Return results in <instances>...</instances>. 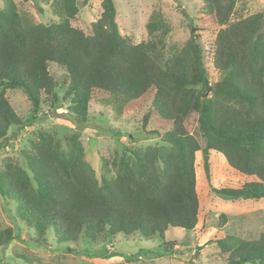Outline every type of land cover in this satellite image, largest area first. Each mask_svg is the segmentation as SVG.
<instances>
[{
	"label": "trees",
	"instance_id": "trees-1",
	"mask_svg": "<svg viewBox=\"0 0 264 264\" xmlns=\"http://www.w3.org/2000/svg\"><path fill=\"white\" fill-rule=\"evenodd\" d=\"M236 1L200 0L202 11L220 26L211 51L219 78L210 82L196 28L165 58L170 26L159 11L146 23L151 39L134 43L118 28L114 0H101L100 15L88 30L71 22L86 0H31L39 12L49 5L57 18L49 23L20 10L14 0H0V147L7 145L11 125L24 128L37 119L44 100L67 102L72 121L81 125L92 102L109 107L115 119L144 111L142 130L165 141L124 150L112 161L114 173L98 179L75 134L62 141L38 131L22 152L25 166L6 158L0 167V196L14 202L36 242L45 240L48 229L58 242L92 244L101 235L148 240L163 238L170 227L193 230L200 149L206 172L214 151L237 172L254 176L218 194L264 202V14L230 20ZM50 63L63 72L54 76ZM7 89L26 93L30 120L18 117ZM194 122L202 148L191 132ZM101 160L107 165L108 158ZM12 239L11 227L0 228V248ZM216 243L222 264H264V230L253 240L226 236Z\"/></svg>",
	"mask_w": 264,
	"mask_h": 264
},
{
	"label": "rangeland",
	"instance_id": "rangeland-1",
	"mask_svg": "<svg viewBox=\"0 0 264 264\" xmlns=\"http://www.w3.org/2000/svg\"><path fill=\"white\" fill-rule=\"evenodd\" d=\"M20 10L31 14L37 21L49 23L57 18L49 5L43 4L39 12L31 0H14ZM101 0H86L72 24L88 30L101 12ZM116 21L121 34L130 36L134 43L150 40L146 23L154 11L162 14L170 26L164 38L165 58L182 47L188 40L191 28H196L203 49V61L210 82L217 81L219 74L211 63L214 37L219 29L212 18L201 9L200 0H114ZM261 11L264 0H237L230 20ZM49 70L58 76L63 69L55 63ZM5 95L22 121L33 117L32 104L22 89H7ZM67 102L51 104L44 100L36 114L37 119L21 128L11 125L8 143L0 147V167L6 158H12L25 166L22 152L29 147L38 131L55 135L63 141L66 135L75 134L85 150V160L95 170L98 179L114 173V158L124 150L144 149L155 144H165L161 135H150L141 128L144 111H129L115 119L107 106L91 103L84 125L74 123L67 112ZM147 128H152L148 125ZM191 132L201 148L204 145L197 124ZM108 158L104 166L101 158ZM209 170L205 171L201 149L195 153L196 192L199 199L198 220L193 230L168 228L164 237L143 239L138 234L124 236L101 235L95 244L79 239L78 242L61 243L48 229L43 241L36 242V234L26 226L16 213L12 200L0 196V228L11 227L13 239L0 248V264H222L224 257L216 243L218 238L236 236L243 240L256 239L264 230V202L253 199L231 200L218 194L217 189L238 187L254 180L231 168L224 156L210 151ZM117 252V255L111 253ZM222 255V256H221Z\"/></svg>",
	"mask_w": 264,
	"mask_h": 264
}]
</instances>
